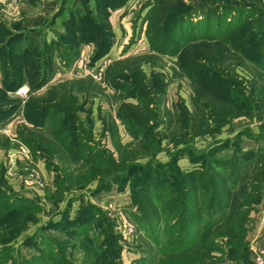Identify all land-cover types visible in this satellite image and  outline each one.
I'll return each instance as SVG.
<instances>
[{
	"label": "rangeland",
	"instance_id": "rangeland-1",
	"mask_svg": "<svg viewBox=\"0 0 264 264\" xmlns=\"http://www.w3.org/2000/svg\"><path fill=\"white\" fill-rule=\"evenodd\" d=\"M57 3L54 16L36 30L20 19V8L14 13L0 12V52L13 44L28 42L32 48H42L49 43L54 49L51 79L62 78L41 89L26 77L6 97L0 91L4 96L0 111L4 110L1 107L14 109L10 116H0V205L11 203L5 207L7 212H0V249L7 251L0 264L264 262V111L260 119L255 111L245 115V108L235 116L225 111L228 117L219 119L217 125L208 122L209 126L196 129L190 124L186 135L180 113L182 108L200 124L202 114L208 112H202L200 105L198 110L194 100L203 97L205 84L213 89L205 90L204 102L210 93L216 95L217 83L227 91L224 79L233 94L251 101L264 95V78L236 53L234 40L264 23V0H123L119 7L110 8L102 0ZM86 15L89 20L84 22ZM72 20L73 29L67 25L72 26ZM91 25L96 32H89L86 39L92 43L80 44ZM220 36L226 42L212 49L222 55L216 72L220 76L211 82L200 72L196 84L185 74L181 59L201 47L204 39ZM72 44H76L75 56L67 65L65 52ZM6 67L0 59V78ZM26 85L29 95L18 96ZM217 96L212 98L219 102ZM43 107L48 117L31 122L32 112ZM73 108V113H66ZM120 114L133 127L146 129L141 130L143 135L155 137L151 148L134 138ZM73 115L82 126L73 128L70 135L89 131L87 136L98 152L106 149L116 158L123 157L126 166L119 174L123 179L119 186L98 191L106 179H112L110 170L101 166L107 158L99 156L97 175L84 168L80 172L82 164L71 160L53 136L56 123L70 122ZM186 146L192 150L182 158L188 163L180 159L175 173L164 172L177 151ZM198 156L199 161L195 160ZM212 160L233 161L222 165L225 174L234 161L245 165L239 173L241 182L227 192L234 193L233 202L215 205L209 215L208 193L200 182L192 181L191 195L185 196L184 191L172 194L169 185L177 186L178 181H169L189 165L207 169ZM64 174L72 181L61 184ZM229 174L218 178L229 181ZM27 179L35 181L34 188H27ZM171 199L179 202L172 211ZM181 209L190 212L183 228L179 227ZM242 209L246 214L240 213ZM180 240L182 244L175 248L185 252H168L170 244Z\"/></svg>",
	"mask_w": 264,
	"mask_h": 264
},
{
	"label": "trees",
	"instance_id": "trees-1",
	"mask_svg": "<svg viewBox=\"0 0 264 264\" xmlns=\"http://www.w3.org/2000/svg\"><path fill=\"white\" fill-rule=\"evenodd\" d=\"M102 1L105 2V5L107 8L119 7L120 5L123 4V0H116V1L102 0ZM164 2L165 1H163V3ZM82 20L84 22H87L89 20V15H86L85 19L82 18ZM74 22L75 21L72 20V26H70L69 23L67 25L73 29L75 27ZM84 22H83V26L85 25ZM88 28H89V31L86 34H83L81 38L79 39L80 44L88 43L89 41L90 42L92 41L86 38H88L87 34H90L91 32H94V33L96 32L95 27L91 25ZM263 34H264V23H261V25L258 28H255L251 32L244 34L243 37L236 36L234 38L235 43H236V46H235L236 53L239 56L244 57L251 64V66L255 69V71H258V75L260 76V78H264L263 76H261V74L263 75L264 73V37H260ZM74 37L75 36L68 37V38L73 39ZM223 38L224 37L220 36L218 38L213 37L211 39H204L201 47L196 46L197 47L196 50L193 49L191 50L190 53L187 52L185 54V57L181 59L182 62L180 65L184 68L186 72L185 74L189 76L196 84L198 83L197 77H198V74H200V72L203 73L202 76H205L206 79L211 82L214 81L215 78L220 76L216 74V72H217V63H219V60L222 58V55H221V52L219 51L214 54V52H212V49L218 46L217 44H221L223 41L226 42V40H223ZM69 39L67 41L68 43L71 42L69 41ZM27 43L24 44L23 46L18 45V44L16 45L13 44V45L8 46L9 48L8 50L6 49L7 48L6 47L4 50L0 52V59L3 60L7 66L4 73H2V77H1L2 83L0 82V85H1L0 91L3 93L5 97H6L5 94L7 92L17 91V89L21 87L22 84L24 83L26 77L28 81L31 82L34 86H37V87L41 86V89L45 87L46 84L51 79V76L53 74V69H54V60H53L54 49H52L51 44L44 43L42 48H38V47L32 48V46H28ZM69 46L70 48H68L67 51L65 52L66 53L65 63L67 65L71 63V58L72 56H75V50H76V48H74L76 44L75 45L72 44ZM208 61L209 63H206ZM198 67H201V68L198 69ZM259 71H260V74H259ZM223 82L228 87L227 91L222 89L221 83H217L218 85L214 86V88L216 89L215 90L216 95L213 92L210 93L211 97H208V100L204 102L203 100L204 98H206L205 90L209 91L213 89L211 85L205 84L203 86V93L201 94L203 95V97L201 96L202 97L201 99L198 97L199 99L196 98L194 100V104L195 102L197 103L195 105L197 108L199 107L198 105H200V110L202 112L204 109H206V111L208 112L206 116L202 114L200 124L199 123L197 124L198 118L196 116H190V113L188 112L183 113V109L180 108L182 124L183 122L185 123L181 125L182 126L181 130L182 132L185 133V135L189 134L187 130L190 124L192 128H196V129H199V126L200 128L207 126L208 122L216 123L217 125L219 122L218 120L219 119L221 120L222 117L226 119V117H228L227 115L235 116L237 115L238 111H242L243 108L246 109V112L244 113L245 115L246 114L252 115L251 112L255 111L256 118L258 119L262 118L261 115H262V112L264 111V107L261 108L260 106L261 105L264 106V97H263L264 95L262 96L260 95L261 98L258 101H251L250 98H247L245 96H239V95L233 94L231 87L227 82V79H224ZM162 88L163 86L161 85L160 91H162ZM254 92H255V89L251 90L252 98H254ZM217 93L219 94V96H217ZM262 94H264V91ZM3 95L0 96V101H3V98H4ZM212 96L213 97L217 96L219 98V102L215 101L212 98ZM1 108H3L4 110L1 109L0 116L8 117L11 115L12 112H14V109H11L9 107H8L9 109L7 110H6V107H1ZM209 108L210 110L208 111ZM73 110L74 108L66 109V113L71 114L73 113ZM225 111L228 113L230 112L232 114L229 113L225 115L224 114L226 113ZM30 114L31 113H29L28 115L29 119H30ZM62 116L64 117L67 116L68 118H71L68 115H65L64 113ZM46 117L48 116L46 113H44V107H43V108H40V110L36 111L35 113L32 112V117L30 121L34 122V118L37 120H40V118L42 119ZM121 117H122V120L125 121V117L123 115ZM71 120L72 121L70 122L67 120L66 121L64 120V121H61V122L59 121L58 123H56V125L54 126L55 128L52 127L53 136H55L58 139V141L61 142L64 151L71 157V160H73L76 164H79V163L80 165L82 164L80 172L84 168L83 171H88L91 175H97L98 171L96 169L100 168V165H98V162L100 160L99 156H103L107 158L105 159L106 161L101 162L103 163L101 164V166H103L107 170H110L109 172L112 174L111 175L112 179H106L104 185H101L100 187H98V191L108 190L112 188V186L114 185L119 186L120 181L123 180L122 178L121 180L119 179V174H122V171H124V168L126 166L123 157L120 155L116 158L113 152L108 151L106 149L104 152L103 151L98 152L96 147L91 143L90 139L88 138L89 136H87L89 134L88 133L89 131L88 132L82 131L84 132L82 133L84 135H81V136L80 135L76 136L74 134L70 135L69 132H72L73 128L82 126V125L79 126L76 115H73ZM138 120L142 122L141 118H138ZM128 122L130 121L126 120L125 125L130 130L134 138L136 140H139L141 143H144V144L146 143L147 147L151 148L153 144L156 142L155 137L151 134H150L151 136L143 135L142 132H146V129L144 130V129H140V127L139 128L133 127L132 125L134 124L132 122L131 123H128ZM261 126L264 129V124H261ZM213 127H215V125ZM262 139H264V136L262 137ZM187 154H192V150L189 149L187 146L180 148V150L177 151V154L173 156L174 160L171 163H169V165L165 166V168L163 169L164 172H172V173L174 172L175 173L176 172L175 167L177 166L178 161ZM200 158L201 156H198L196 157L195 160L199 161ZM228 161L229 162L219 163V161L212 160L208 163L207 169L195 167V169H192L189 171H184V172L181 171L180 176L173 175V177L170 178L171 179L170 181L168 177H166L167 182L169 181L171 183L173 180L175 183H177L178 181L177 186L176 185L173 186L171 184L169 185V188L172 194L173 193L181 194L184 191L183 194H185V196H187L188 194L191 195L188 189L192 181H195L198 183L200 182L203 188L205 189V192L207 191L206 193H208L209 202L207 205V210H208V214L212 215L214 213L213 208L215 205L220 206V204L224 202L225 203L233 202L234 197L232 196V194L234 193L230 195L227 192H230V191L233 192L238 185L237 182H241V176L239 175V173L243 172L244 170L243 167L245 164L240 163L238 161H234L233 168L230 171L228 168V170L226 171V174H228L229 172L231 174V175L229 174L230 176L229 181L227 179L218 178L219 175H221L223 178L227 177L226 174L224 173L222 165L224 167H227L228 165H232L233 161L232 160H228ZM247 164L251 165V163H247ZM64 175L65 176L60 177L61 184L69 183L72 181V177H70V175H67V174H64ZM179 177L181 178L179 179ZM254 182L255 184L258 183L257 180H254ZM147 194L148 193L146 192V196L149 197V194L148 195ZM170 201H172V204H170V207H169L170 211L177 209V206L179 204L178 199H171ZM8 204H11V203H5L3 204V206L0 205V212H7L8 209L6 210L5 207ZM14 206H12V208ZM244 210L242 209L240 213L246 214V210L245 211ZM144 212L147 213L148 215L151 213L147 210H145ZM181 212H182L181 220L183 219V221L181 225H179V227L183 228L185 224L184 222L186 221L187 216L189 215L190 212L188 213L186 209H181ZM234 213L237 214V211H235ZM209 227H207L206 230H208ZM176 241L170 244L169 247L171 249L168 252L172 254L185 252L184 248H179V249L175 248L176 245L182 244L181 242L183 240H180V242L178 243H176ZM217 250L219 252L220 251L222 252V249H217ZM6 253L7 251H5L4 249H0V257H2L3 254H6ZM56 262L54 264H56Z\"/></svg>",
	"mask_w": 264,
	"mask_h": 264
},
{
	"label": "crops",
	"instance_id": "crops-1",
	"mask_svg": "<svg viewBox=\"0 0 264 264\" xmlns=\"http://www.w3.org/2000/svg\"><path fill=\"white\" fill-rule=\"evenodd\" d=\"M57 0H20V5L17 6L14 10L9 11L2 6H0V12L5 11L7 13H14L20 8V19L25 20L29 23V27L36 30L35 28H40L42 24L49 21V19L54 16V14L57 11ZM38 31V30H37ZM39 33V32H38ZM40 35V33H39ZM35 40H39L37 37H35V34H31ZM2 80V78H0ZM62 78H52L50 81L46 84V86H49L53 82H58ZM45 86V87H46ZM243 128V127H241ZM244 128H249L244 127ZM257 128L254 129V131L257 133ZM261 140H258L257 142L260 143ZM264 142V141H263ZM262 142V144H263ZM245 144V142L243 143ZM182 162H187V159H182ZM190 166V165H189ZM187 166L186 171L192 169ZM194 168V167H193ZM264 221V220H263ZM264 226V223H262Z\"/></svg>",
	"mask_w": 264,
	"mask_h": 264
},
{
	"label": "built area",
	"instance_id": "built-area-1",
	"mask_svg": "<svg viewBox=\"0 0 264 264\" xmlns=\"http://www.w3.org/2000/svg\"><path fill=\"white\" fill-rule=\"evenodd\" d=\"M19 5H20V0H0V6H2L3 8H5V9H7L9 11L14 10ZM84 63H85V59L82 58L80 60L79 67L82 68L84 66ZM29 92H30V88L26 85V86H23L17 92V94H18V96L26 97V96L29 95ZM25 183H26L27 188H29V189H32L35 186V181L32 180V179H27L25 181ZM260 264H264V262L260 261Z\"/></svg>",
	"mask_w": 264,
	"mask_h": 264
}]
</instances>
